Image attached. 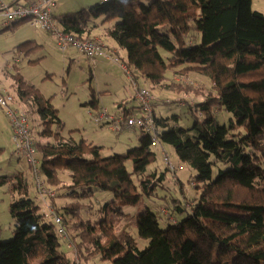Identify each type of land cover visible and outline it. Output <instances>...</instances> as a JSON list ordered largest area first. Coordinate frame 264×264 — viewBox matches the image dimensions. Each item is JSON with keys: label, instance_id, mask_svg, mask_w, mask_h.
Returning a JSON list of instances; mask_svg holds the SVG:
<instances>
[{"label": "trees", "instance_id": "1", "mask_svg": "<svg viewBox=\"0 0 264 264\" xmlns=\"http://www.w3.org/2000/svg\"><path fill=\"white\" fill-rule=\"evenodd\" d=\"M250 6L251 0H101L55 17L64 32L80 39L95 38L91 34L96 20L112 22L105 33L126 50L123 67L128 72L136 69L154 86L181 85L166 82L168 71L183 76L197 70L210 78L214 89L190 106L195 119L202 117L192 126L179 124V115L163 117L152 111L156 147H173L178 162L195 171L191 181L197 196L184 202L173 199L172 210L163 206V218L151 206L134 215L129 211L143 196L151 197L164 188L167 172L178 170L171 154L173 171L166 164L162 171L152 166L157 153L151 134L140 131L138 146L104 156L102 145L63 136L58 110L16 73L12 87L18 109L27 116L25 106L36 115L42 137L54 136L53 142L33 137L41 154L40 169L38 162L27 161L38 174L37 188L48 210L54 215L59 212L55 202L59 191L50 184H62L69 189L64 195L74 197L103 191L108 193L107 200L112 196L110 202L116 203L115 207L105 203L100 211L111 209L113 215L95 223L75 221L81 218L84 204H65L64 212L55 216L60 234L66 232L65 224L74 229L83 225L78 233L82 242L111 264H264V14ZM22 20L15 19L5 28ZM28 42L35 40L21 46ZM184 64L188 65L181 67ZM89 102L98 108L96 98ZM118 106L125 118L139 109H126L124 103ZM220 110L230 115V127L220 122ZM111 115L120 118V114ZM178 182L183 186L179 178ZM4 185H9L14 226L11 239H0V264H83L60 250L61 236L30 197L24 172L0 175V187ZM134 229L148 240L144 249L139 248ZM77 247L80 256L81 245Z\"/></svg>", "mask_w": 264, "mask_h": 264}, {"label": "rangeland", "instance_id": "2", "mask_svg": "<svg viewBox=\"0 0 264 264\" xmlns=\"http://www.w3.org/2000/svg\"><path fill=\"white\" fill-rule=\"evenodd\" d=\"M5 1L10 4L14 0ZM26 1L19 0L20 3H25ZM98 2L93 0H59V3L55 4L53 11L54 15L59 16V14L65 12H78L82 8ZM250 7H252V10L264 14V0H251ZM10 10H13V7ZM4 12L5 10L0 11V87H7L10 93L14 94L18 99L16 90L12 87L16 73L25 81L35 86L43 96V99L58 110L57 116L60 117L63 123L61 130L63 136H71L76 140L85 138L94 145H102L105 147L102 151L104 156L123 153L130 148L138 146L139 129L125 128L119 132L103 124L107 121L106 119L102 120L101 123L96 121L97 113L105 109L108 111V114L115 113L119 115L122 111L118 106L119 103H124L126 109L138 107L139 100L136 98L137 88H145L152 93L154 96L152 109L155 110L154 112L157 115L163 117L179 115V124L186 127L192 126L193 122H196L197 119L202 121L201 116L195 119V116L189 110L191 105L202 102L210 92H214L210 78L197 72V70L183 76L176 75L172 73L173 71H168L166 73L168 76L166 82L170 83L171 80H174L177 83H181V85L177 84L173 85L174 87H169L164 85L154 86L134 68H131V72L127 73L126 69L123 68L124 62L127 61L126 50L120 48L105 33L107 27L112 22H103V18L96 20V33L108 45L105 48L108 54L117 50V53L114 54L113 52V55L117 59L119 58V60L115 62L103 56L99 61L94 63L85 54L80 53L76 49H69L67 52L60 51L53 37L47 32L34 29L30 19H23L22 23L15 24L8 29L5 28L7 25H5L6 17H4ZM197 36L199 37V35ZM29 40H35V42H28L21 46L22 43ZM161 51L163 52V50ZM187 65L184 64L181 67H186ZM184 86H190L193 89H182ZM93 98L97 99V109H93L89 104V101ZM168 100L170 102H167ZM24 110L29 118L33 137L42 142H53L54 136L42 137L40 135L43 127L38 124L36 115L28 111L25 106ZM138 110L134 113L137 114ZM218 114L220 122L230 127V115L223 110H220ZM55 128L56 126L53 129L56 130ZM236 131L238 129L232 132ZM12 135V126L2 113L0 115V148L2 149L0 153V175L10 174L14 171L24 172L29 184L30 197L41 207V212L47 213L46 220L55 224L56 232H58L61 225L56 223L55 216L56 214L61 215L64 212L62 207L67 203L70 206L84 204L81 210V218L75 219V221L81 219L84 222L91 221L95 223L102 217L109 218L113 215L111 209L100 211V208L107 202H109L108 207L116 206V203L110 202L113 199L112 196L110 197L111 199L107 200L106 196H108V193L96 190L92 196L87 198L78 197L77 195L74 197L73 194L64 195L69 189L63 187L62 184H50V187L59 191V195L55 198L59 212L56 211L55 215L52 214L45 205V196L40 194L37 188L35 179L38 174L30 167L27 160H18L14 154L15 145ZM154 150L157 153V160L152 166H156L162 171L166 168L163 162V154L160 147H156ZM165 150L171 154V162L177 165L178 170L173 173L174 175L170 171L167 172L165 186L163 189H158L157 194L151 197L143 196L138 204L129 208L131 215H134V213L145 206H151L159 216L165 218L162 209L164 205L167 206L168 210H172L175 205L173 199H179L184 202L186 199H192L197 196L194 184L191 181L195 171L187 164L178 162L173 147L165 145ZM35 155L38 161L36 167L40 169L41 154L36 152ZM61 174L64 175L62 171L60 172ZM39 175L45 179L41 171ZM174 176L177 178L176 181L173 179ZM178 178L183 182V186L179 184ZM65 181L69 183V179H65ZM11 201L9 185L1 186V240H8L13 237L11 230H13L14 219H12L10 214ZM87 205H90L92 208L88 209ZM64 226L66 232L61 234L58 232L62 241L60 250L66 252L65 254L70 259L75 258V260H79L83 264H111L110 260L103 261L101 259V253H93L90 251L91 248L86 247L82 242L83 238L78 233L84 229L83 225L75 229L70 225L65 224ZM119 229L120 227L116 230ZM133 233L135 234L139 248L144 249L148 244V240L141 238L136 229H134ZM105 239L107 237H103L102 240L105 242ZM78 244L81 245L79 248L81 252L80 256L76 252L78 251ZM88 253L89 255H87Z\"/></svg>", "mask_w": 264, "mask_h": 264}, {"label": "built area", "instance_id": "3", "mask_svg": "<svg viewBox=\"0 0 264 264\" xmlns=\"http://www.w3.org/2000/svg\"><path fill=\"white\" fill-rule=\"evenodd\" d=\"M54 2L55 0H36L24 5L14 4V6H12L13 10H10L11 6H9L5 0H0V11L5 10V25H8L15 19H30L34 29L47 32L53 37L60 51L67 52L69 48L77 49V51L85 54L94 63L99 61L103 56L118 62L117 57L113 55V52H116L113 51L108 54L105 51L106 45L101 39H80L74 34L72 35L64 32L53 15ZM127 73L129 72L127 71ZM136 98L139 100V112L137 114L132 113L129 117L125 118L123 117L124 115L120 113V118L116 119L114 115L108 114V111L105 109L97 113L96 121L101 123L102 120L106 119L107 123L112 124L110 126L115 131H120L123 125L125 128H137L140 131L151 134L152 145L156 147L159 145V141L155 135L157 125L154 120V113L152 112V101L154 96L145 88H137ZM16 102L17 98L14 94L10 93V90L0 87V110L10 120L13 129L12 138L15 145V155L23 157L28 162L35 164L38 161L35 159L34 155L36 154V148L34 146L32 132L29 130V120L27 116L18 109ZM167 102L170 101L168 100ZM162 154L164 159L163 162L173 171L174 167L171 165V162H169L170 154L164 149H162ZM42 181L43 180H40L39 184H42Z\"/></svg>", "mask_w": 264, "mask_h": 264}, {"label": "crops", "instance_id": "4", "mask_svg": "<svg viewBox=\"0 0 264 264\" xmlns=\"http://www.w3.org/2000/svg\"><path fill=\"white\" fill-rule=\"evenodd\" d=\"M14 1H18V3H16V4H18V5H24V4H27V3H30V2H32V1H35V0H27L25 3H20L19 2V0H14ZM14 1H12V2H14ZM93 1H99V2H101V0H93ZM56 5H57V3H59V0H55V2H54ZM62 5H63V3H62ZM54 12V11H53ZM55 16V15H54ZM91 37H95V38H99L100 36L96 33V29H94L93 31H92V34H91ZM100 38H102V37H100ZM110 47H112V46H110ZM113 48V47H112ZM113 52V51H112ZM1 88H7V87H1ZM8 89V88H7ZM9 90V89H8ZM123 110V109H122ZM2 114V111L0 110V115Z\"/></svg>", "mask_w": 264, "mask_h": 264}, {"label": "bare ground", "instance_id": "5", "mask_svg": "<svg viewBox=\"0 0 264 264\" xmlns=\"http://www.w3.org/2000/svg\"><path fill=\"white\" fill-rule=\"evenodd\" d=\"M54 15V14H53ZM59 16H60V14H59ZM55 17H56V15H55ZM56 20H58V19H56ZM59 24V23H58ZM105 43V42H104ZM108 46V45H107ZM107 48V47H106ZM112 51V50H111ZM116 53H117V50H116ZM115 54V53H114Z\"/></svg>", "mask_w": 264, "mask_h": 264}]
</instances>
